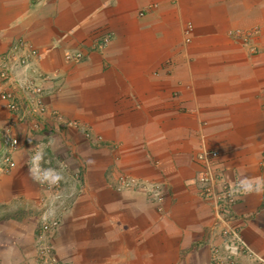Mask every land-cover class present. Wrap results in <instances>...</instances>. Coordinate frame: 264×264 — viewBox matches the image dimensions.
Wrapping results in <instances>:
<instances>
[{
	"label": "crops",
	"instance_id": "1",
	"mask_svg": "<svg viewBox=\"0 0 264 264\" xmlns=\"http://www.w3.org/2000/svg\"><path fill=\"white\" fill-rule=\"evenodd\" d=\"M8 131L0 264H208L222 239L204 151L218 193L243 185L227 217L264 257V0H0V165Z\"/></svg>",
	"mask_w": 264,
	"mask_h": 264
},
{
	"label": "built area",
	"instance_id": "2",
	"mask_svg": "<svg viewBox=\"0 0 264 264\" xmlns=\"http://www.w3.org/2000/svg\"><path fill=\"white\" fill-rule=\"evenodd\" d=\"M104 41V40H103ZM34 51H31V54H34ZM80 52H75L73 54L66 53L65 59L68 61H79L81 57ZM27 56L21 58V62H26ZM36 92H40L39 88H35ZM7 107L10 111L16 112L18 109V105L16 101H11ZM34 112L37 114H42L46 111V107L43 104L41 98L37 97L35 99ZM67 124L74 125V122L67 121ZM4 142L8 147L7 155L3 157L0 170H9L14 166V162L11 158L10 153L16 148L18 145V139L13 137L9 131L4 134ZM85 136L89 137V133L85 132ZM217 156L216 151L212 152H202L199 157L204 161V166L206 171L202 177L203 180L207 181L208 184V192L211 196L214 203V212L218 223L221 225V230L219 232V237L222 239L221 244L218 246H214L211 249V255L208 264H237L236 260L238 257H246L253 261L254 264H264V257L257 254L245 241L242 237L241 232L234 227L229 218L227 217V213H229L230 208H232L236 201L237 196L242 188L240 185L232 186L226 185L222 188L221 192L217 191V181L218 177L215 173L214 169V159ZM64 165V164H63ZM31 168L35 172L39 183L43 188L52 193L55 200H59L63 198L65 195L60 191L62 188V180L58 176V174L54 171H51L45 167H43L38 160H32ZM75 177H78V173L75 174ZM133 184H135L131 179H124L121 182V186L124 188H130ZM154 188V187H153ZM152 188V189H153ZM150 193L153 196V199L159 203L162 202L163 197L160 194V191L156 188L154 190H150ZM160 211V209H158ZM59 225L58 219H44L41 222L39 230H38V239H39V252L41 259L47 257L50 253V248L47 245H44L43 237L48 232L55 230Z\"/></svg>",
	"mask_w": 264,
	"mask_h": 264
},
{
	"label": "rangeland",
	"instance_id": "3",
	"mask_svg": "<svg viewBox=\"0 0 264 264\" xmlns=\"http://www.w3.org/2000/svg\"><path fill=\"white\" fill-rule=\"evenodd\" d=\"M253 30H256V28H255V27L250 28V32L253 31ZM100 40L103 41L104 38L102 39V37H100V39H98V43L100 42ZM102 41H101V42H102ZM185 42H188V41H185ZM66 53H68V52H66ZM66 53H65V54H66ZM69 53L73 54V53H75V52H69ZM64 56H65V55H64ZM64 58H65V57H64ZM65 60H66V59H65ZM80 60H81V59H80ZM80 60H79V61H80ZM66 61H67V60H66ZM79 61H77V62H79ZM68 62H74V61H69V60H68ZM204 152H205V151H204ZM208 152H212V151H208ZM205 171H206V170H205ZM236 185H239V186L241 185V186H243L241 183H238V184H235V183H234L232 186H236ZM205 189H206V192L208 193L209 198L212 200V198H211V196L209 195V192H208V187H205ZM212 202H213V200H212ZM213 207H214V203H213Z\"/></svg>",
	"mask_w": 264,
	"mask_h": 264
}]
</instances>
